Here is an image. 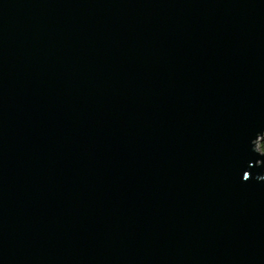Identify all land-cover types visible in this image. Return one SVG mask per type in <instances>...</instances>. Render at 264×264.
Returning a JSON list of instances; mask_svg holds the SVG:
<instances>
[{
    "label": "water",
    "instance_id": "obj_1",
    "mask_svg": "<svg viewBox=\"0 0 264 264\" xmlns=\"http://www.w3.org/2000/svg\"><path fill=\"white\" fill-rule=\"evenodd\" d=\"M264 0H0V264H264Z\"/></svg>",
    "mask_w": 264,
    "mask_h": 264
},
{
    "label": "trees",
    "instance_id": "obj_2",
    "mask_svg": "<svg viewBox=\"0 0 264 264\" xmlns=\"http://www.w3.org/2000/svg\"><path fill=\"white\" fill-rule=\"evenodd\" d=\"M259 150L261 152H264V136L263 138L259 141V146H258Z\"/></svg>",
    "mask_w": 264,
    "mask_h": 264
},
{
    "label": "rangeland",
    "instance_id": "obj_3",
    "mask_svg": "<svg viewBox=\"0 0 264 264\" xmlns=\"http://www.w3.org/2000/svg\"><path fill=\"white\" fill-rule=\"evenodd\" d=\"M260 141V140H259ZM259 141L256 143V149L259 150L258 146H259Z\"/></svg>",
    "mask_w": 264,
    "mask_h": 264
}]
</instances>
